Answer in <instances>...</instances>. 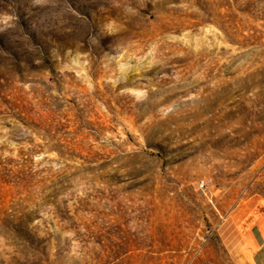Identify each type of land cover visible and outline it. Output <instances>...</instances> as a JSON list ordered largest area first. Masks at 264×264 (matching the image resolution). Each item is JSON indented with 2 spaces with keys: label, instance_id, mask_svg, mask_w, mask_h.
I'll return each mask as SVG.
<instances>
[{
  "label": "rangeland",
  "instance_id": "1",
  "mask_svg": "<svg viewBox=\"0 0 264 264\" xmlns=\"http://www.w3.org/2000/svg\"><path fill=\"white\" fill-rule=\"evenodd\" d=\"M261 217L264 0H0V264H249Z\"/></svg>",
  "mask_w": 264,
  "mask_h": 264
},
{
  "label": "crops",
  "instance_id": "2",
  "mask_svg": "<svg viewBox=\"0 0 264 264\" xmlns=\"http://www.w3.org/2000/svg\"><path fill=\"white\" fill-rule=\"evenodd\" d=\"M248 235L251 247L249 264H264V218L253 220Z\"/></svg>",
  "mask_w": 264,
  "mask_h": 264
},
{
  "label": "built area",
  "instance_id": "3",
  "mask_svg": "<svg viewBox=\"0 0 264 264\" xmlns=\"http://www.w3.org/2000/svg\"><path fill=\"white\" fill-rule=\"evenodd\" d=\"M199 187H200V188H203V187H204V182H200V183H199Z\"/></svg>",
  "mask_w": 264,
  "mask_h": 264
}]
</instances>
